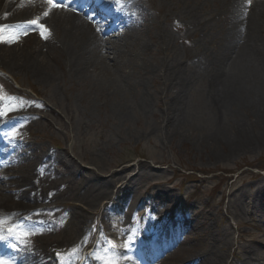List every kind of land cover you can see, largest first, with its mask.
<instances>
[{
  "label": "rangeland",
  "instance_id": "obj_1",
  "mask_svg": "<svg viewBox=\"0 0 264 264\" xmlns=\"http://www.w3.org/2000/svg\"><path fill=\"white\" fill-rule=\"evenodd\" d=\"M144 1L156 23L173 30V34L179 33V28L169 17L165 20L163 14L155 12L149 5L150 1L155 8L165 9L170 15L175 11L176 0ZM190 33L188 31L189 36ZM195 38L200 42L199 52L203 51L210 58L215 44ZM155 43L151 44L153 50ZM186 44L182 38L176 39L180 58L185 51L189 55V59L181 60L190 81L185 90L183 115L175 134L164 132L165 102L169 97L164 68L156 74L148 73L141 77V87L128 88L126 96L129 103L126 104L122 95L108 96L83 80H74L72 85L65 74L62 79L55 76L54 79L40 81L27 71L11 70L6 63L1 65L5 69L0 70V88L7 93L28 95L27 100L14 109L9 100L3 101L7 115L18 119L7 122L6 127L29 145L28 151H24L16 142L15 152L23 164H29L31 171L34 168L40 175H46L45 179L62 194L60 199L53 201L54 206L47 207L46 212L38 210L40 215L60 219L58 229L44 227L38 230L37 238L61 240L65 228L70 229L71 216L62 219L57 213L62 210L69 213L75 207L82 210L74 198L76 194L72 187L83 186L91 193V186L97 189L98 181L111 180L113 189H103L102 196L89 208L85 220L87 229L82 235L87 240L93 241L99 236L97 243L101 245L106 242L102 234L109 237L110 233L115 238L117 234L124 240L130 238L133 221L142 211L139 200L145 201L152 194L153 212L173 204L167 216L157 214L156 220L160 224L173 223L172 214L176 211L177 202L184 206V210L178 206L176 212L181 215L180 222L189 228L183 232L184 238L179 245L190 254L211 250L216 257L219 256V242L216 241L219 237L221 240L224 238L220 252L225 255L226 264H241L231 255L236 248L244 258L255 264H264V198L261 197L262 193L264 195V140L256 143L251 137L252 143H247V136L234 138L236 140L231 136L241 125L249 134L262 137L264 93L254 97L256 102L252 108L235 112L227 109L218 116L208 101L211 90L209 76L191 65L196 62L193 57L198 55L189 51L193 47ZM48 45L45 52L52 49L50 42ZM37 46L46 49L42 42ZM57 53L51 50L52 60L48 61L51 70L46 69L55 75L60 71L55 57ZM152 53L148 54L147 60L154 61ZM148 64L155 65V62ZM119 74L115 75L119 77ZM131 79L137 85V75ZM141 94L147 97V106L139 101ZM17 109L19 114L15 113ZM219 127L225 131L220 140L217 139L219 133L215 135ZM122 167L129 168L124 170ZM121 181L125 183L117 191ZM113 194H116L113 202H121L123 210L119 212V229L112 230L113 225L106 217V201ZM127 194L135 199L125 197ZM76 236L71 242L64 243V247L75 249L76 244H70ZM175 250L171 258L175 257ZM109 254H112L109 247L94 250L88 254V262L107 264L112 261ZM175 261H179L178 256ZM172 262L171 259L170 264ZM77 263L81 264L82 260L78 259ZM165 263L169 264L166 260L161 261V264Z\"/></svg>",
  "mask_w": 264,
  "mask_h": 264
},
{
  "label": "bare ground",
  "instance_id": "obj_2",
  "mask_svg": "<svg viewBox=\"0 0 264 264\" xmlns=\"http://www.w3.org/2000/svg\"><path fill=\"white\" fill-rule=\"evenodd\" d=\"M212 1L216 4L215 7L209 0H176L174 7L175 14L180 16L184 27L186 25L191 27L193 32L191 46L194 45L198 49L197 40L194 38L195 33L200 36L201 41L216 43L214 57L208 61V64L202 61V55H200L199 58L198 56L194 57L197 58V64L192 62L191 65L195 67V70L206 72L209 76L208 83L211 90L208 101L213 111L219 116L227 109L235 112L252 108L254 106L252 104L256 102L254 97H260L264 93V60L262 59L264 57V2L256 1L250 13L245 14L243 11L245 0ZM30 4L36 6V10L33 12H31ZM130 5L135 9L131 14L125 15V20L128 24L138 25L139 20L135 16V11L142 12L143 10L147 15L148 8L145 6V1L141 0L138 2L127 1L126 6L129 8ZM47 6L45 0H10L8 3L0 0V24L8 22L15 32H19L22 28L30 25L32 18L42 16L39 21L48 26V30H57L58 28L55 33L58 36L56 44L53 39H50L49 42L52 53L55 50L56 53L58 52L55 57L58 69H60L59 73L55 75L47 72V68L51 70V65L48 62L52 60L51 50L45 52L37 46L41 41L36 39L37 33L33 31L27 33L26 37L22 39V44L20 42L14 46L12 44L7 47L1 46V62L6 63L11 70L27 71L33 78L40 81H48L54 79L55 76L62 79L63 74L72 85L75 84L74 80H83L96 91L108 94V96L122 95L126 104L129 103L126 96L128 88L141 87V77L148 73L156 74L159 69L164 68L169 94L168 101L165 102L167 111L164 132L165 134L177 132V123L183 115L185 90L188 81H190L189 76L185 74L183 60L189 59V55H186L185 51L182 55L183 60H181L172 32L167 31L164 26L161 27L154 23L152 27H156L155 30L158 33L155 36L151 35L150 38L144 40L143 28L142 30H131L124 39L120 40L118 48L108 47L107 44L102 45L101 39H95L91 28L76 23L74 18H62L57 10H50ZM150 7L154 8V3H150ZM84 9L91 14L97 13L92 8ZM163 10L156 8L157 13L163 14L165 20L169 17V19L177 20L179 25L181 24L176 16L168 15L165 9ZM45 12L48 14L45 15ZM221 16L223 23H220ZM33 27L35 28V26ZM91 27L93 26L91 25ZM112 27H117L116 20L112 22ZM150 28L145 27L147 32H150ZM35 39L36 43L34 44ZM92 41L96 43V46L90 45ZM152 41L156 42L153 46L154 50L149 47ZM171 41L173 44L169 45ZM170 47L174 48L170 49ZM194 47L188 50L198 54ZM103 48L107 49L104 53L105 56L100 53V49ZM152 51L151 56L154 61L147 60L148 54ZM46 58L49 59L46 60ZM105 60L110 64L107 65ZM154 62L155 65L148 64H154ZM117 72H120V78L115 75ZM134 75H137V81H139L137 85L131 79ZM139 101L143 106H147L149 103L144 94H141ZM116 104L117 107H120L117 102ZM216 134H218L217 139L220 140L224 137L225 131L219 127ZM243 135L249 138L247 143H252L251 137L256 143L260 139L264 140V134L261 135L262 137H256L249 134L246 128L241 125L231 134L233 140ZM20 145L24 151H28V149L26 150L29 147L28 143L21 142ZM8 156H11L10 151L6 152L0 147V168L2 169L0 185L4 191V196L0 193V236H3L6 229L11 230L12 236L8 242L12 247L18 249V245H20L23 250L18 252L19 260L13 257L8 259L6 264H23L22 253L26 247L23 246L22 241L13 239L15 229L17 231L19 225L39 227L41 224H50L37 214L40 207L44 208L43 203L38 201L47 197L50 192H42L38 189L29 164L25 165L16 160H10L7 158ZM127 169L125 168V170ZM110 181H103L101 186H108ZM61 197L62 195L58 193L54 199ZM261 197L264 198L263 193ZM90 199L85 193H77L76 200L86 207L83 208L86 212L77 207L71 210L70 229L65 228L60 242H52L43 238L36 254L37 259L42 262L38 263L34 259L33 264H64L63 261H58L53 256L57 248L62 247L64 243L71 242L74 236L82 233L88 209L92 206ZM75 241L76 239L70 245H74ZM216 241L219 242H217L218 249L221 251L220 244L224 245V238L221 240L218 237ZM220 251H218L219 256L217 257L211 250L208 253L190 254L179 245L175 253L179 258L176 264H226V257ZM231 255L241 264H255L249 258H244L238 252V248L234 249ZM25 257L28 258V255L25 254ZM28 260L26 259V261ZM31 262L29 260L28 264ZM229 264L231 263L229 262Z\"/></svg>",
  "mask_w": 264,
  "mask_h": 264
},
{
  "label": "snow or ice",
  "instance_id": "obj_3",
  "mask_svg": "<svg viewBox=\"0 0 264 264\" xmlns=\"http://www.w3.org/2000/svg\"><path fill=\"white\" fill-rule=\"evenodd\" d=\"M46 2L50 5V7L52 8H57V7H67V5H64L62 3H58L57 0H46ZM48 13L45 12V15H47ZM30 23L38 25L39 28L41 29V36L44 38H47L46 33H47V29L44 25L39 24V18H37L36 20L30 21ZM107 264H116L115 261H109L107 262Z\"/></svg>",
  "mask_w": 264,
  "mask_h": 264
}]
</instances>
